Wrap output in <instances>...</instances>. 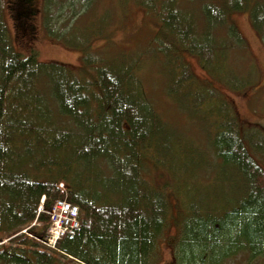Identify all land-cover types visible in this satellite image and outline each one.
Returning a JSON list of instances; mask_svg holds the SVG:
<instances>
[{"label":"trees","instance_id":"1","mask_svg":"<svg viewBox=\"0 0 264 264\" xmlns=\"http://www.w3.org/2000/svg\"><path fill=\"white\" fill-rule=\"evenodd\" d=\"M137 1L160 21L156 44L147 50L153 60L166 63L167 92L188 112L199 113L223 160L211 172L208 189L220 215L196 214L193 199L179 201L186 210L178 237L179 262L218 264L225 256L245 253L264 257V168L256 160L264 144L254 146L231 106L215 87L196 83L182 57L195 56L209 81L220 77L234 84L228 78L227 54L243 48L244 37L230 13L249 8L252 26L264 40V2ZM1 3L0 264H151L165 226V187L173 185L156 189L146 183L143 155L153 150V157L179 156L183 149L176 128L158 113L140 85L137 65L126 55L106 60L84 50L78 66L40 61L32 50L24 55L15 40L33 29L34 0L11 3L13 38L3 23ZM76 11L60 10L58 21L46 25L69 34L66 42L75 45L70 36L78 31L71 22ZM72 37L86 39L84 34ZM169 167L191 169L186 163ZM86 168L95 172L87 174ZM226 182L232 195H240V204L216 191H223L218 184ZM63 197L79 206L80 227L49 249L37 238L45 235L46 211ZM40 205L44 210L38 212ZM36 216L42 225L31 226Z\"/></svg>","mask_w":264,"mask_h":264},{"label":"rangeland","instance_id":"2","mask_svg":"<svg viewBox=\"0 0 264 264\" xmlns=\"http://www.w3.org/2000/svg\"><path fill=\"white\" fill-rule=\"evenodd\" d=\"M13 1L2 0L1 3L3 23L11 38L14 37L16 29L9 11ZM33 7L35 9L32 18L33 29H27L28 32L24 36L16 38L15 47L18 50L24 55L31 50L36 51L40 61H59L70 66L82 64L81 55L84 50L106 60L126 55L137 65L135 68L140 85L148 93L158 113L176 128L182 153L176 157H153L155 151L150 150L149 154L143 155L142 174L144 181L146 183L149 181L156 189L163 188L168 183L173 185L171 188L165 187L167 200L165 226L151 260V264H172L171 251L176 238L181 234V219L186 213L179 205V201L184 204V201L189 203L193 199V203L199 207L196 214L200 211L205 213L206 217L212 215L217 217L222 212L216 209L219 207L213 205L214 194H210L208 189L213 183L211 172L217 167L220 168L223 160L213 149L209 129L201 120L199 113L188 112L167 92L165 61L162 59L156 62L147 50L156 44L154 36L160 21L137 0H34ZM59 8L61 11L67 8L77 9L71 22L78 31L72 36L79 37L84 34L86 39L83 42L72 36L70 40L78 44L66 42L65 38L69 34L62 35V32L52 31L46 26H53L58 21L61 14ZM248 12L249 8L234 11L229 17L244 37L243 48L231 50L227 54L228 78H233L234 84H229L226 79L220 77L209 81L208 72L202 69L195 56L182 53V57L192 71L196 83L201 82L207 87H215L216 94L231 106L240 126L252 135L256 147L260 143L264 144V40L253 28ZM87 32L93 33L89 35ZM162 139L165 144L166 137L163 136ZM245 143L249 142L245 140ZM256 160L264 168V151L256 156ZM184 163L191 168L190 172L169 167L171 164ZM193 163L199 167L196 168ZM195 168L194 172L192 169ZM231 169L230 166L229 171ZM93 171L92 168H86L87 174L91 175ZM174 177H177L176 182ZM178 182L181 183L179 187ZM191 185L196 187L188 188ZM218 186L223 191H216L229 200L240 197L238 193L232 195L234 190L229 186V182L219 183ZM237 202L240 204L241 201ZM210 207L215 209H208ZM226 208L229 213L231 207L227 205ZM218 264H264V257L246 253L234 254L225 256Z\"/></svg>","mask_w":264,"mask_h":264},{"label":"built area","instance_id":"3","mask_svg":"<svg viewBox=\"0 0 264 264\" xmlns=\"http://www.w3.org/2000/svg\"><path fill=\"white\" fill-rule=\"evenodd\" d=\"M78 207L64 200H57L50 211V226L43 241L53 247L56 240L74 232L79 227Z\"/></svg>","mask_w":264,"mask_h":264},{"label":"flooded vegetation","instance_id":"4","mask_svg":"<svg viewBox=\"0 0 264 264\" xmlns=\"http://www.w3.org/2000/svg\"><path fill=\"white\" fill-rule=\"evenodd\" d=\"M178 237L176 238V242H174L173 249L171 251L172 264H179V249H180V246H179V243H178Z\"/></svg>","mask_w":264,"mask_h":264},{"label":"bare ground","instance_id":"5","mask_svg":"<svg viewBox=\"0 0 264 264\" xmlns=\"http://www.w3.org/2000/svg\"><path fill=\"white\" fill-rule=\"evenodd\" d=\"M78 218V217H77ZM77 230V229H76ZM76 230L74 231V232H72V233H69V235H72V234H74L75 232H76Z\"/></svg>","mask_w":264,"mask_h":264}]
</instances>
